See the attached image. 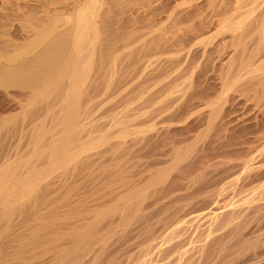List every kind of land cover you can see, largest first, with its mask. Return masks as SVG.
Wrapping results in <instances>:
<instances>
[{
  "label": "bare ground",
  "instance_id": "bare-ground-1",
  "mask_svg": "<svg viewBox=\"0 0 264 264\" xmlns=\"http://www.w3.org/2000/svg\"><path fill=\"white\" fill-rule=\"evenodd\" d=\"M0 264H264V0H0Z\"/></svg>",
  "mask_w": 264,
  "mask_h": 264
},
{
  "label": "rangeland",
  "instance_id": "rangeland-1",
  "mask_svg": "<svg viewBox=\"0 0 264 264\" xmlns=\"http://www.w3.org/2000/svg\"><path fill=\"white\" fill-rule=\"evenodd\" d=\"M131 5H132V3L130 2L129 5H120L119 7H120V8H125V6H128V7H129V6H131ZM117 12H118V11H117ZM117 15H118V14H117ZM116 17H117V16H116Z\"/></svg>",
  "mask_w": 264,
  "mask_h": 264
}]
</instances>
